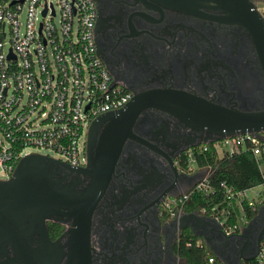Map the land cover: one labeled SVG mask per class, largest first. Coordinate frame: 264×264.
<instances>
[{
	"label": "flooded vegetation",
	"instance_id": "1",
	"mask_svg": "<svg viewBox=\"0 0 264 264\" xmlns=\"http://www.w3.org/2000/svg\"><path fill=\"white\" fill-rule=\"evenodd\" d=\"M245 1L264 20V0ZM93 3L97 56L114 82L130 92L129 101L173 89L219 104L264 108V75L255 46L223 5L197 0L182 10L158 0ZM132 134L93 213L91 264H175L184 230L178 219L184 212L172 215L163 204L202 178V172L185 169L182 159L193 148L188 146L208 133L149 106L136 116ZM62 162L48 165L55 185L78 193L90 177ZM66 252L64 247V259Z\"/></svg>",
	"mask_w": 264,
	"mask_h": 264
},
{
	"label": "built area",
	"instance_id": "2",
	"mask_svg": "<svg viewBox=\"0 0 264 264\" xmlns=\"http://www.w3.org/2000/svg\"><path fill=\"white\" fill-rule=\"evenodd\" d=\"M57 16L58 23L54 20ZM94 21L93 0H0V171L9 177L19 160L28 155L24 150L29 146L53 150L59 160L73 167L85 165L92 120L130 100V92L114 82L97 56ZM37 118L43 127L35 124ZM212 145L216 153L217 147L229 145L224 155L251 151L263 172V136L246 133ZM195 148L186 152L188 169L202 172V178L188 191L165 200L163 205L172 215L184 212L183 205L193 191H212L209 178L213 170L194 164ZM205 150L207 144L198 146L199 152ZM191 164L196 167L191 169ZM221 186L227 209L264 203V173L261 190L253 196L249 192L254 187L236 190L226 183ZM209 216L228 235L245 219L225 226V217ZM256 260L264 264V242ZM207 263L213 264L214 259L208 258Z\"/></svg>",
	"mask_w": 264,
	"mask_h": 264
},
{
	"label": "water",
	"instance_id": "3",
	"mask_svg": "<svg viewBox=\"0 0 264 264\" xmlns=\"http://www.w3.org/2000/svg\"><path fill=\"white\" fill-rule=\"evenodd\" d=\"M158 1L189 10L197 0ZM214 1L229 11L231 21L249 32L264 75L262 16L245 0ZM149 106L166 110L193 129L208 133L188 148L246 133L261 137L264 132V108L219 104L173 89L138 95L122 108L98 115L90 123L86 137L87 164L72 168L90 177L89 184L78 193L58 188L54 183L48 165L63 162L39 153L22 157L12 175L0 180V264H91L94 210L108 187L126 138L133 135L136 116ZM65 217L71 218V222ZM262 220L264 203L248 225L235 234H226L215 218L198 212H184L178 219L181 229L189 228L194 235L203 237L222 264H244L257 259L264 242ZM48 222L65 226L55 240L49 236Z\"/></svg>",
	"mask_w": 264,
	"mask_h": 264
},
{
	"label": "trees",
	"instance_id": "4",
	"mask_svg": "<svg viewBox=\"0 0 264 264\" xmlns=\"http://www.w3.org/2000/svg\"><path fill=\"white\" fill-rule=\"evenodd\" d=\"M192 158L195 165L212 168L213 171L209 178L212 191H193L189 200L183 205L184 212H201L203 210L206 215L218 214L222 218L225 217V226L236 224L242 217L250 219L255 215L259 204H256L254 208H249L244 204L242 209L238 206L227 209L226 198L221 186V183H226L236 190H241L262 183L263 172L251 151L225 154L220 158L212 143H207V150L199 152L196 147ZM188 160L187 155L182 159V166L185 169L188 167ZM47 227L52 240L56 239L63 230L62 225L54 222H49ZM198 239L199 237L194 235L189 228L184 229L176 243L175 253L186 264H208V258L214 259L213 264H222L206 246L197 243ZM244 264L260 263L253 260L244 262Z\"/></svg>",
	"mask_w": 264,
	"mask_h": 264
},
{
	"label": "rangeland",
	"instance_id": "5",
	"mask_svg": "<svg viewBox=\"0 0 264 264\" xmlns=\"http://www.w3.org/2000/svg\"><path fill=\"white\" fill-rule=\"evenodd\" d=\"M53 1L55 2L56 0H53ZM54 20H55L56 23H58L59 17L58 16L55 17ZM40 121H41V118H37L35 120V124L37 126L43 127L44 125L41 124ZM2 139H3V137L0 135V140H2ZM81 141H82V139L80 140V142ZM4 143L6 144L5 141H4ZM229 149H230L229 145H225L224 147H217L218 157H220V158L223 157L224 151L225 150H229ZM24 153L25 154H29V153H39V154H42V155H49L50 157H53V158H57V159L59 158V155L55 151H53V150L44 149V148H38V147H33V146L27 147L24 150ZM195 167L196 166L193 165V164L190 165V168L191 169H194ZM8 178H9L8 175H6L5 173H3V172L0 171V180H4V179H8ZM259 190H261V186L260 185L254 186V188L249 192V195L253 196L254 193L257 192V191H259ZM181 264H184V263L181 261Z\"/></svg>",
	"mask_w": 264,
	"mask_h": 264
},
{
	"label": "crops",
	"instance_id": "6",
	"mask_svg": "<svg viewBox=\"0 0 264 264\" xmlns=\"http://www.w3.org/2000/svg\"><path fill=\"white\" fill-rule=\"evenodd\" d=\"M262 171H263V173H264V161H263V164H262ZM263 203H261V204H259V206L257 207V209L262 205ZM257 209H256V212H257ZM201 215H206V214H203V213H200ZM256 214V213H255ZM207 216H209V215H207ZM211 217V216H210ZM254 217V216H253ZM252 217V218H253ZM252 218H250V219H247V218H245V219H243L242 221H240V223H239V225H240V228L235 232V233H239V232H241L247 225H248V223L250 222V220L252 219ZM220 224V223H219ZM235 233H233V234H235ZM199 237V239H198V241H197V243L199 244V245H203V246H206L207 247V249L209 250V247H208V245L205 243V241H204V239H203V237H201V236H198ZM210 251V250H209ZM211 252V251H210ZM212 253V252H211ZM213 254V253H212ZM214 255V254H213ZM215 256V255H214ZM216 257V256H215ZM217 258V257H216ZM176 261H175V264H181V261L184 263V264H186V262L184 261V260H182L181 258H179L178 257V255L176 256V259H175ZM218 260V259H217ZM247 262V261H246Z\"/></svg>",
	"mask_w": 264,
	"mask_h": 264
}]
</instances>
